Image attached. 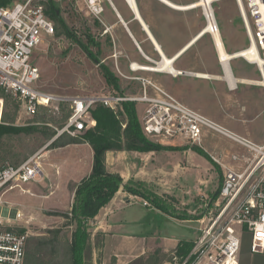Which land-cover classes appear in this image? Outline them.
<instances>
[{
	"label": "rangeland",
	"instance_id": "374dc122",
	"mask_svg": "<svg viewBox=\"0 0 264 264\" xmlns=\"http://www.w3.org/2000/svg\"><path fill=\"white\" fill-rule=\"evenodd\" d=\"M19 1L23 0H13L5 6H10ZM56 1L63 11V17L68 26L78 38L83 39L85 44L89 42V35L94 38L96 45H91L89 43V51L94 53V57L96 55L100 63H97L95 58H92L85 48L81 47L64 32H60L58 35L55 34L54 36L45 35L43 43L34 49L31 59L32 63L39 66L41 73V78L36 82V86L44 92L58 96V98H55L51 102L50 106L39 107L35 114H27V111L24 109V106L21 104L19 98L12 93L5 91L10 99V102L7 103L5 98L3 117L0 122V124H10L15 126L38 125L41 130L47 129L49 132L55 131V137L57 136L58 131L64 127L67 121H65L66 117L71 114L72 108L69 98L77 95H103L116 92L115 90H111L108 86V83L102 73V64L108 65L113 71H115V73L120 77L121 84L124 89L127 86L130 87V89L126 88L123 92H120L121 94L131 95L130 92L139 91V85L142 83L139 79L129 78L131 73V71L127 68L129 58L124 54L121 41L124 42L128 48L130 47L131 49H134V46H131L120 26L112 28V25L116 22L117 18L108 1L105 0L104 2L106 11L101 19H94L91 17L86 12L82 3H76V1L72 3L71 0ZM160 1L137 0L140 10L144 16L148 17L153 27L157 23L159 25L162 24L166 34L168 31L172 33L171 29H173L175 31L174 37L176 39H181L189 35H196L203 28L207 27L208 18L203 6L190 7L187 9L175 7L176 9H172ZM171 1L179 6H188L198 0ZM113 2L117 4V6L120 4L124 5L126 10H128L127 4L124 0H113ZM211 6L215 19L218 21L221 35L224 38L227 49L233 52L232 49L237 50L240 48H248L249 39L246 35L244 22L240 15L238 0H212ZM78 10L79 13H77ZM159 13L160 18L158 19ZM121 36L124 38H121L120 41L119 37ZM210 36V34L206 35L197 42L195 45V56L190 54V57L185 58V61H190L191 66H195L197 68L202 67L206 70L214 69L215 60H213L211 52V44L209 41ZM97 45H99V49H101L100 52H98ZM149 64L150 66L155 65L151 62ZM234 64L238 65L239 71L243 73L244 76L261 79L256 66L254 67L255 70L253 72L249 68L246 69V66H250V63L247 61L243 62L242 59H238L234 61ZM136 66L140 67L141 65L136 64ZM131 74L134 73L132 72ZM129 82H132V85H130ZM253 90L257 95V98L260 99L259 103H264V95L261 92L263 90L260 88H255ZM146 106L149 107L150 104L139 103L137 105L141 116V126L143 127L146 135L151 140H155V138L148 134L144 128L145 119H143V117L146 114ZM262 106L263 104L261 107ZM122 109L123 104L119 105L116 111L119 112ZM250 130L252 133L247 136L252 138L254 141L259 142L257 139H263L264 111L260 113L256 120L250 124ZM86 133L87 132H81L74 136H84ZM55 137L47 141L41 148L37 147V143L42 141V135L38 141L34 140V136L27 135H19L18 137L11 138L12 142L10 143V148L13 150V155L4 163L15 165L18 164V161L19 163H23L30 157L36 155V159L41 162L44 168H47L42 156V151L45 146L50 145L53 140H55ZM160 139L163 140L162 142L164 143H167L166 141H168V143L172 144L186 145V142L183 140L184 138L181 137V135L169 138L162 137ZM227 142H229L232 146L229 150H236L234 152L240 156L251 155L246 148L240 147L235 144V142L229 139ZM203 146H205L208 150L210 149L207 146L206 141H203ZM228 154L229 156L227 158L222 157V161L225 163L228 162L229 164H235L236 162L232 159V155L234 153ZM84 155V163L89 165L90 159L88 158L87 153ZM169 157L171 159L170 165L173 169L168 172L166 167L164 168L166 178L162 181V183H164L163 186L161 188L159 187L161 192H169L177 196L195 195V198H200V202L205 203L204 195H209L208 191L215 190L219 186L218 181L220 172L218 166L206 154L192 149H171ZM186 163L189 165V169L185 168V165L187 167ZM238 163H241V161ZM171 172L172 174H170ZM39 182L36 183L35 181H30L23 184L22 186L24 190L16 188L5 194L0 193L1 207L7 209L11 207L12 209L17 210V219L12 220L10 223L6 217H4L5 215L3 212L0 211V214L3 215L2 218L6 219L4 222L10 225H18V228H25V232L29 235V238L31 236H42L46 234L51 235V230L58 228H64V234L71 233V230L74 228L68 226L67 224L73 223L72 215L69 212L72 209L74 196L71 198L70 190L62 192V189L58 187L59 185L54 182H51V186L53 184V187L57 190L56 192L53 190L52 192L35 191L36 194H34L31 188L34 184H40ZM181 201L182 204H185L186 202L185 200ZM113 206H115V213L110 215L109 220L113 222L115 230H119V233L123 235L130 233L141 234L147 232L149 234L150 232H155L159 229L169 235H176L179 233L180 235L182 234V236L187 234L199 236L200 233L202 234V229L208 223L207 217L204 224H182L183 226H176L175 224H171L170 221L157 217L155 214L151 215L149 210L144 206V203L139 200L137 202L133 201L132 204L125 209L116 204ZM205 209V213L207 214L208 210L207 208ZM17 214H19V216ZM67 217H70V219ZM193 225L198 227L202 225V229L199 231L197 229L192 230L188 227ZM235 228L241 240V250L238 255L244 253L245 251H249L251 253L250 237L248 233L244 232L242 227L239 225H236ZM96 233L97 232H95V234ZM99 235L102 236L100 233ZM160 242L155 243L160 244ZM133 244H135V247L132 249ZM158 248L160 247L153 248L151 253L157 251ZM138 250L139 248L137 247L136 242L122 243L119 240L111 238L110 234L106 236L105 252L107 256L118 251L123 252V254H128L133 251L137 252ZM192 251H196L194 246L189 253L183 256L178 255L172 257L173 255L171 254V251H168L167 253L169 254L165 255L166 257L169 256L174 258L171 259L173 264H183L185 261L190 259L189 256ZM199 254L200 252L196 254L193 259H190L187 264L196 263L200 260L197 259ZM99 257L100 252L95 248V257L93 256L91 263L113 264V260H115L101 259V257ZM150 260L149 264H157L156 259ZM207 260L208 259H201L200 264H205Z\"/></svg>",
	"mask_w": 264,
	"mask_h": 264
},
{
	"label": "crops",
	"instance_id": "0c3cea01",
	"mask_svg": "<svg viewBox=\"0 0 264 264\" xmlns=\"http://www.w3.org/2000/svg\"><path fill=\"white\" fill-rule=\"evenodd\" d=\"M168 1L176 5L173 1ZM124 2L127 4L128 10H126L124 5L120 4L121 6H117V4H115L114 2L113 5H110L117 18L116 22L113 23L112 28L120 26L123 29V32L129 40L131 46H134V49H131L130 47L128 48V46L120 40L124 37H119V40L123 45L124 54L129 58V64H127V68L129 71H131V73H134H130L129 78H146L151 82V84H147L146 88L149 96H159L160 92L158 91V89H156V87H159L170 95H172L179 102L206 116L222 128L236 135L250 139L251 141L257 144H264V133L262 136L263 139H257V141H259L260 143L254 141L252 138L247 136L252 133V131L250 130V124L256 120L257 116L260 113L264 111V103H259L260 99L257 98V95L253 90L255 88H260L263 90L261 92L264 95V84L262 82V78L256 79L253 77L244 76L243 73L239 71L238 65L234 64V61L238 59H242L243 62L247 61L248 63H250V66H246V69L249 68L254 72V67L256 66L257 71L260 73L258 66L254 62H251L252 60L246 59V57H234L229 59L227 64L224 63L216 47L215 37L213 33L211 31L205 30L207 27L203 28L196 35L194 34L189 35L187 37H183L181 39H176L174 37L175 31L173 29H171L172 33L168 31V33L166 34L164 32L162 24L159 25L157 23L153 27L148 17L142 14L137 0L136 4L141 14L142 21L138 19V16L133 11L130 3L127 0H124ZM160 2L172 9H176L175 7L180 8L179 5H176L175 7H170V5H167L166 2ZM159 18L160 13L158 19ZM207 22L209 23L208 19ZM216 22L221 35L218 21L216 20ZM145 25H147L151 33H149L145 29ZM244 27L246 30L245 23ZM202 32L203 34L200 35V33ZM209 34L211 35L209 40L211 44V52L213 55V60H215L214 69L206 70L202 67L197 68L195 66H191L190 61H185V58L190 57V54L194 55V52L196 51L195 45L197 44V42L201 38ZM246 35L248 36L247 30ZM152 37L156 39L157 43L162 49V52L158 49L157 43L153 41L154 39ZM221 38L223 40L225 50L228 53L233 54L243 49H232L233 52H231L227 49L222 35ZM192 41L193 43L190 44ZM164 55L168 58L175 57L171 64L175 72L169 68L159 71L146 70L140 67L136 68V64L150 65V62L155 64L153 66H156L158 68H165L166 61L164 59ZM202 74L206 76H201ZM129 84L132 85V82H129ZM128 89H130V87ZM130 93L131 96L143 95V82L139 85V91H133ZM132 102H136V106L139 103L147 104L143 101ZM262 104L263 106L261 107ZM138 114L140 118L141 116L139 111ZM162 137L169 138L166 136L153 137L155 138V142L163 145V148L157 151H108L106 154L107 168L112 172L120 173L125 179V182L131 178H136L139 180L146 181L150 185L158 186L161 188L164 184L162 183V181L166 178L164 168L166 167L168 172L172 171L173 169V167L170 165L171 159L169 157V152L171 149H192L202 153L200 151L201 149L219 168V186L215 190L208 191L210 196L204 195L205 198H203L205 199V203L200 202V198H195V195H176L180 201L178 204L179 209L181 208V210H186L190 214L202 215L200 218L188 219H183L180 216L165 213L162 210L148 204L149 202L147 200L139 196L129 194L124 191L123 188H121L110 200V202L102 209V211L97 216L96 221L93 222L94 230L92 233V239L94 241V257L96 248L100 252L101 259H115L113 260V264H128L130 261L139 256L149 254L153 248L162 247L165 252L171 251V253H173L178 244L183 240L194 241L195 244L198 238L200 237L201 233L199 236L193 234H187L185 236H182V234L180 235L179 233H177L176 235L171 234L174 235L171 236L169 234L164 233L162 230L157 229L155 232H150L149 234L147 232L141 234L130 233L123 235L119 233V230H115L113 222L109 220L110 215L112 213H115V206L113 205L116 204L119 207L125 209L126 207L131 205L133 201L137 202L139 200L144 203V206L149 210L151 215L155 214L157 217H161L164 220L170 221L171 224H175L176 226H181L182 224H204L206 218L209 216V213L211 211H214L215 209L214 201H212L213 196L222 185L225 173L223 167L219 163L214 161L212 156L220 158L222 161V157L227 158L229 156L228 153H236L234 152L236 150H229V148L232 146L229 142H227L228 139L235 142V144L239 145L240 147L245 148L242 144H240L238 141L234 140L230 136L210 127H204L202 132L201 143H193L182 135L181 137L184 138L183 140H185L186 145L172 144L168 143V141L166 140L165 141L167 143H164L162 142L163 140L160 139ZM203 141H206L207 146L211 150H208L207 148H205V146H203ZM48 146H45L42 151V156L47 166V168L44 169L46 170L47 174L39 182L40 184H34L31 190L34 192V194H36L35 191L52 192L53 190L54 192H56L57 190L53 187V184L51 186V182H54L59 185L58 187L62 189V192H67L68 190H70L71 198H73L76 186L84 177L89 175L92 170L94 161L93 148L87 142L67 144L65 146L57 148H48ZM85 153H87V156L90 159L89 165H86L84 163ZM225 164L235 165L233 163L229 164L228 162H226ZM185 168L189 169V165L187 164V167L185 165ZM56 170L58 171V173ZM170 174H172V172ZM181 200H185V204H182ZM205 208H207L208 210L207 214L205 213ZM0 211L3 212V214L5 215L4 217H6V219H8V217H10L12 220L16 219V209H12L11 207L7 209L1 207L0 204ZM188 227L192 230L197 229L200 231L202 229V225L200 227L194 225ZM99 231L103 233L104 240L101 245L95 246V237ZM95 232L97 233L95 234ZM108 234H110L111 238H113L114 240H119L122 243L136 242L139 250L137 252L133 251L128 254H123V252L118 251L114 254L112 253V255L107 256L105 252V244L106 236ZM155 242H160V244H157ZM134 247L135 244L132 245V249ZM163 264L173 263L172 261H165ZM238 264H264V253L255 254L252 252L250 253L249 251H245L244 253L238 255Z\"/></svg>",
	"mask_w": 264,
	"mask_h": 264
},
{
	"label": "built area",
	"instance_id": "2783aa9c",
	"mask_svg": "<svg viewBox=\"0 0 264 264\" xmlns=\"http://www.w3.org/2000/svg\"><path fill=\"white\" fill-rule=\"evenodd\" d=\"M74 1L82 3L93 18L101 19L106 11L105 0ZM106 1L113 5L112 0ZM238 5L250 46L256 48L253 62L258 66L264 84V0H238ZM55 33V22L46 14L39 0H23L0 7V122L5 106L1 91L22 99L27 114H35L39 107L50 106L58 98L36 86L41 73L39 66L31 61L34 49L43 43L44 36H54ZM138 79L144 84L141 96L112 92L69 98L72 111L56 137L64 132L77 135L93 128L96 125L92 113L95 104L100 102L116 110L125 101L150 104L144 116V128L152 137L182 135L193 143H201L204 127L230 136L251 155L234 153L232 159L235 165H227L220 158L212 156L225 170L224 180L214 201L215 209L209 213L208 223L194 244L196 251H192L189 258L193 259L200 252L197 256L200 260L192 264H200L201 259H208L205 264H238L241 240L236 225L248 233L251 252L264 253V144H257L222 128L159 87L155 86L160 92L159 96H149L146 88L151 82L146 78ZM46 174L36 155L19 165L8 164L0 168V193L5 194L16 188L24 190L23 184L39 182ZM4 220L0 215V264H25L29 235L17 230V225L7 224ZM7 220L12 222L10 217Z\"/></svg>",
	"mask_w": 264,
	"mask_h": 264
},
{
	"label": "trees",
	"instance_id": "16d2710c",
	"mask_svg": "<svg viewBox=\"0 0 264 264\" xmlns=\"http://www.w3.org/2000/svg\"><path fill=\"white\" fill-rule=\"evenodd\" d=\"M13 0H0V7L8 5ZM74 3V0H71ZM44 5L46 14L55 22L56 35L64 32L71 37L81 47L85 48L97 63L99 59L94 57V53L89 51V43L96 45L94 38L89 35V42L85 44L74 34L63 17V11L56 0H40ZM142 12V11H141ZM79 13V10L77 11ZM143 14V13H142ZM95 19V18H94ZM98 25V22H97ZM62 30V31H61ZM100 52L101 49H99ZM102 73L111 90L120 93L125 89L121 84L120 77L108 65H101ZM1 93L10 102L5 91ZM21 104L23 100L19 98ZM123 110L119 112L104 105L97 103L92 108V113L96 125L87 131L84 136H72L63 133L58 136L48 146V148H57L67 144L89 143L94 151V161L89 175L84 177L75 188L74 201L69 213L72 215L73 223L67 225L73 227L71 233L64 234V228L51 230V235L31 236L28 238L25 264H92L93 245L92 233L94 230L93 222L102 209L110 202L114 195L123 188L129 194L139 196L149 202L155 208L165 213L180 216L183 219L200 218L201 214H190L186 210L179 209V199L176 195L169 192H161L158 186L150 185L146 181L131 178L125 182L120 173L112 172L107 168L106 154L111 150H133L140 152L157 151L163 148L160 143L151 140L144 132L141 126L136 102L125 101ZM43 107V106H42ZM66 117L65 121L68 119ZM47 128V127H45ZM19 135L34 136V140L43 137L37 147L41 148L47 141L53 139L55 131L41 130L38 125L15 126L10 124H0V168L8 165L4 163L12 157L13 150L10 143L13 137ZM37 140H36V139ZM200 151L204 153L201 149ZM205 154V153H204ZM19 165V161L17 162ZM221 188V186H220ZM219 190L213 196L215 201ZM70 219V217H67ZM20 232L26 233L25 228H17ZM102 234V236L99 235ZM104 240L102 232H98L95 237V246L101 245ZM194 246V241L183 240L171 253L173 256L186 255ZM165 250L160 247L155 252L139 256L128 264H149L150 259H156L157 264H163L165 261H171L166 257Z\"/></svg>",
	"mask_w": 264,
	"mask_h": 264
},
{
	"label": "bare ground",
	"instance_id": "6f19581e",
	"mask_svg": "<svg viewBox=\"0 0 264 264\" xmlns=\"http://www.w3.org/2000/svg\"><path fill=\"white\" fill-rule=\"evenodd\" d=\"M127 1L130 3V5H131L133 11L135 12V14L138 16V19H140V21H142L141 20V14H140L139 9H138L137 4H136L137 3L136 0H127ZM161 1L166 2L167 5L174 6V7L176 6V5L172 4L171 2H169L168 0H161ZM211 1L212 0H198L197 2H195L192 5L180 6V9H187V8H190V7H197V6H203L205 8L206 14L209 17V23H208V26H207V28L205 30L213 32L214 37H215L216 47H217V49L219 51V54H220L222 60L224 61V63L227 64L228 60L231 59V58H234V57H246V59L254 61L255 52H256V48H255L254 45L249 46L248 48L242 49V50H240L238 52H235L233 54H230V53H228L225 50V46H224L223 40L221 38L220 33L218 32V28H217V24H216L217 22H216V19H215L214 12L212 10ZM145 29L149 33H151V31L149 30L147 25H145ZM201 34H203V32L200 33V35ZM200 35H198V36H200ZM198 36H196V37H198ZM152 38L154 39L153 41H155L157 43L156 39L154 37H152ZM193 41L190 44H192ZM157 47L162 52V49H161V47H160V45L158 43H157ZM174 58H168V57H166L164 55V59L166 61L165 68H158L156 66H150V65H141L140 68L146 69V70H151V71H159V70H163V69L169 68V69H171L172 71L175 72L174 68L171 65ZM137 67L138 66H136V68ZM201 76H206V75L202 74Z\"/></svg>",
	"mask_w": 264,
	"mask_h": 264
},
{
	"label": "water",
	"instance_id": "95a60500",
	"mask_svg": "<svg viewBox=\"0 0 264 264\" xmlns=\"http://www.w3.org/2000/svg\"><path fill=\"white\" fill-rule=\"evenodd\" d=\"M206 11V10H205ZM207 17H208V15H207ZM208 20H209V17H208Z\"/></svg>",
	"mask_w": 264,
	"mask_h": 264
}]
</instances>
